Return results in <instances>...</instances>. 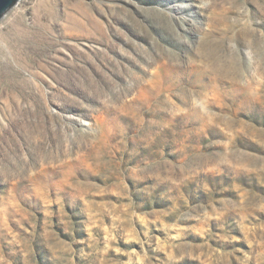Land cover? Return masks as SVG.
<instances>
[{"label":"rangeland","instance_id":"374dc122","mask_svg":"<svg viewBox=\"0 0 264 264\" xmlns=\"http://www.w3.org/2000/svg\"><path fill=\"white\" fill-rule=\"evenodd\" d=\"M7 13L0 264H264V0Z\"/></svg>","mask_w":264,"mask_h":264},{"label":"water","instance_id":"95a60500","mask_svg":"<svg viewBox=\"0 0 264 264\" xmlns=\"http://www.w3.org/2000/svg\"><path fill=\"white\" fill-rule=\"evenodd\" d=\"M16 2L17 0H0V18L9 11Z\"/></svg>","mask_w":264,"mask_h":264},{"label":"bare ground","instance_id":"6f19581e","mask_svg":"<svg viewBox=\"0 0 264 264\" xmlns=\"http://www.w3.org/2000/svg\"><path fill=\"white\" fill-rule=\"evenodd\" d=\"M21 3H23V0H18L17 3H16V5L13 6V7L9 10V12L7 11L8 13L6 12L7 15L12 11V9H16ZM7 15H6V16H7ZM6 16H5V17H6ZM5 17H4V18H5Z\"/></svg>","mask_w":264,"mask_h":264}]
</instances>
